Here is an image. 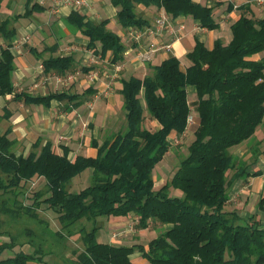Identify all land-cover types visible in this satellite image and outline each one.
I'll use <instances>...</instances> for the list:
<instances>
[{"label":"trees","instance_id":"16d2710c","mask_svg":"<svg viewBox=\"0 0 264 264\" xmlns=\"http://www.w3.org/2000/svg\"><path fill=\"white\" fill-rule=\"evenodd\" d=\"M0 0V5H1ZM250 1L240 4L239 17L230 25L231 39L224 43L217 38L211 46L195 38L193 47L183 59L170 54L158 64L149 65V72L140 77L131 75L121 80L122 119L119 128L110 131L99 143L90 140L93 154L70 155L63 145L57 151L50 140H36L33 149L16 152L8 130L0 133V232L10 220L34 219L46 229L48 221L41 219L42 205L57 214L60 227L54 234L66 240L79 234L81 248L72 249L69 264H137L131 254L139 252L149 264H264V223L257 213L247 216L238 209L228 208L231 185L247 180L251 172L248 163L231 152V148L250 139L264 118V16H256ZM118 7L116 20L123 29L143 28L148 18L139 5L160 9L171 19L191 16L198 26L218 27L211 4L197 0H111ZM35 4L22 16H29ZM229 1L227 9L232 10ZM216 13V14H215ZM20 15L0 19V98L25 104L49 106L52 100L63 102L65 110L77 108L95 93L91 87L82 92L67 90L48 94L17 91L11 75L15 68L12 40L17 32L14 22ZM109 19L86 18L79 10H71L65 26L72 33L86 38L85 46L99 57L110 51V62L123 59L126 45L121 36L107 26ZM58 44L40 51L29 48L41 59L44 72L65 75L76 64L73 54L53 52ZM49 52L47 56L43 54ZM95 67L94 62L82 66L83 72ZM196 98L191 105L188 87ZM11 110L0 105V121L11 116ZM193 123L187 124V117ZM149 117L157 127L149 129L144 121ZM193 126V140L169 180L154 186L153 169L170 149L176 136ZM173 138V140H172ZM263 153H253L254 162ZM89 169V182L80 189L69 183ZM42 179L44 188H25ZM31 185V186H33ZM171 190H175L174 193ZM27 201H24L26 200ZM260 209H264L261 205ZM136 216L137 226L147 228L150 222L158 234L145 244L130 245L102 242L98 239L99 217ZM89 224V225H87ZM35 229L26 226L23 233L31 244ZM49 230V229H48ZM8 231V230H7ZM0 241V264H61L45 262L47 253L39 242L32 252L12 251L18 242ZM64 264V263H63Z\"/></svg>","mask_w":264,"mask_h":264},{"label":"crops","instance_id":"0c3cea01","mask_svg":"<svg viewBox=\"0 0 264 264\" xmlns=\"http://www.w3.org/2000/svg\"><path fill=\"white\" fill-rule=\"evenodd\" d=\"M15 1L16 0L1 1L0 17L2 19L8 16L20 15V17L13 23L17 32L12 41V49L15 52V68L12 73V81L17 91L25 90L34 94H48L50 92L63 90L70 91L69 88L55 90L58 85V83L54 81L56 80L55 77H61L64 75H59L54 71L44 72L41 59H38L35 56H30V53L32 52L29 49L30 47L40 51L47 45L58 44L57 49L53 52L54 55H58L60 53L59 47H61L65 41H74L75 43L78 42L79 45L82 44V46H79V49L77 50L76 48L72 50H76L75 54H73L75 59L78 55H83L84 52V55L89 56V60L95 64L94 68L89 69L90 73H96V77L94 78L95 80H93L92 83H86L85 79H82L85 82L83 89H76L72 91L80 93L87 87H91L95 90V93L90 95L86 101L84 100L82 104L72 110H65L62 104L63 102L61 103L56 100H52L49 106H42L32 104L29 105L23 103L22 101H13L11 100V95L2 97L4 100L3 105H6L12 112L11 116L6 121L7 125L9 124L11 126L10 132L7 136L13 139L14 144L17 140L13 137L20 138L21 140H27L28 138L29 142H27V145L31 142L33 144L38 139L41 140V143L46 140H50L54 144L56 150L60 151L63 145L68 146L69 148H75V138L79 135V129L81 128L80 123H78V121L76 122L77 116L80 117L79 119L85 124V118L88 115L90 118L92 114L88 121V125L91 126L93 122L92 118L96 115V118L99 117L100 121L99 123L95 121L92 129L97 128V124H99V127H103V121L109 115L102 112L100 106L96 109L94 107L95 110L93 109L91 111L87 109V104L96 100L93 98V95L96 97V94L103 90V94L108 97L106 106L112 107L117 105L120 108L122 95L119 93V90L122 86L121 80L123 78H128L131 75H137L140 77L144 76L149 72V65L158 64L170 54L183 59L185 54L193 47L195 38L203 41L208 46H211L217 38L222 39L224 43L229 42L231 39L230 25L239 17L241 12V10L237 7L247 0H221L222 3L214 9V12L217 10L219 14L218 17L216 16V20L219 24L218 27L214 29L210 30L198 26L191 16L177 17L174 19L169 17L171 25L169 28L163 30L161 34L156 36H143L138 41L130 38V29H123L117 22L116 12L118 7L112 5L111 0H90L89 7L83 8L80 11L86 15V18L92 20L99 21L101 19L108 18V26L121 36L122 41L126 45L123 59L117 63L110 62V51L106 53L105 57L101 58L94 53L92 49L85 46L86 38L83 35L79 32H75L73 34L69 32L63 22L65 23V17L72 9L66 5L52 4L50 0H18L19 4L23 3L24 7V10L20 11L19 8L17 9V5L14 3ZM197 1L200 3L211 4L213 0ZM229 1L233 4L234 8L232 10L227 9V3ZM33 4H35L38 8H35L29 16H22L25 10ZM257 6L250 1L251 11L256 16H264V10H260L261 7L259 6L260 8H258ZM138 9L144 16H146V18H148L149 24L153 22V20L158 16L157 14L161 11V9L159 11V9L155 10L152 6L145 7L143 5H139ZM48 14L53 15V17H50V19L48 17V21L43 22L44 19L42 18ZM54 26H57L59 32L54 30ZM35 29L38 31H44L46 29L49 36L45 34V36H36V39H33L34 43L31 41L29 42V40L26 41V38L30 39V36L34 34ZM55 33L59 34L58 36L60 37L56 38ZM39 40H42L41 44H39ZM24 42H28V46L26 48H22ZM45 42L46 44H44ZM151 42L158 43V50L152 52L147 59H142L141 54L147 50L148 45ZM4 44L3 38L0 37V47ZM165 44H169L170 46H163ZM48 54L50 53L45 52L43 55L47 56ZM90 63L87 64L90 65ZM116 66L119 67L120 70H117ZM195 98L196 95L194 90L191 86H189L188 100L191 105L193 104ZM7 102L13 103L16 108L12 109L7 105ZM82 107H84L86 111H89L86 116L85 113H82L83 117L78 111H76V109ZM72 111L75 112V115H73ZM4 131L5 129L1 130L0 133H3ZM86 131L89 132V135H86ZM86 131L84 130V136H87L88 138L92 135V132L88 129ZM93 137L95 136L93 135ZM20 145L22 146V141L20 142ZM84 145H86V148H83L86 151L85 154H93L95 152V148H91V145L87 140L84 142ZM263 149L264 118L257 126L250 139L231 148V152L235 156L246 160L248 163L247 169L255 173L250 175L247 180L237 179L230 187L229 198L227 200L228 208L238 209L240 214L243 216L257 213L256 217L261 218L262 223H264V209H260L259 205L260 200L263 199L261 205L264 208V154L260 153L254 162L251 161L253 160V153H255L256 150L262 151ZM14 150L16 152H22L17 151L15 148ZM71 154L72 150L70 151V155ZM74 155L75 153L71 156ZM131 218L136 219V216L99 217L98 222L101 223L100 220L104 221L100 224L98 239L102 242L116 243L117 239L113 235L117 233V228L120 226L124 230L122 233L123 237H120L123 241L120 243L130 245L141 242L139 240L138 242L127 241L129 232L128 229H125V226L129 223ZM131 258L137 264H149L148 262L140 259V254L137 251H134L131 254Z\"/></svg>","mask_w":264,"mask_h":264},{"label":"rangeland","instance_id":"374dc122","mask_svg":"<svg viewBox=\"0 0 264 264\" xmlns=\"http://www.w3.org/2000/svg\"><path fill=\"white\" fill-rule=\"evenodd\" d=\"M254 3V5H258L255 1H252ZM17 5V9L19 8L20 11L24 10L23 7V3L19 4L18 0H16L14 2ZM12 7V4H11ZM258 8H260L259 6H257ZM260 10H264L261 9ZM26 17V16H24ZM48 17L50 19V17L52 18L53 15H46L44 16V21H48ZM1 19V17H0ZM26 21V20H24ZM109 22V21H108ZM62 24V23H61ZM63 24H65L63 22ZM108 26V23H107ZM63 27V26H62ZM109 27V26H108ZM122 27V26H121ZM54 30L58 31L57 26L53 27ZM110 28V27H109ZM111 29V28H110ZM34 34L30 36V39H27L26 37V41L29 40V42L31 41L33 42V39H36V36H40V35H47L49 36L48 31L45 29L44 31H38L37 29L34 30ZM120 31V30H119ZM71 34L72 31H69ZM115 32V31H114ZM41 33V34H39ZM117 33V32H116ZM18 34V33H17ZM45 34V35H44ZM59 34L55 33L56 38H59L60 36H58ZM16 36V34H15ZM41 36V37H43ZM62 36V35H61ZM38 37V38H41ZM14 39V38H13ZM65 40V39H64ZM13 41V40H12ZM42 40H39V44H41ZM62 42V41H61ZM37 44V43H36ZM46 44V42L44 43ZM84 45V44H83ZM28 46V42H24L22 45V48H26ZM79 45L78 42H74V41H65L63 43V45L61 47H59V54H75V51L77 49H79ZM74 48H76V50L72 51ZM31 57H34L35 55L31 52L30 53ZM77 56V55H75ZM91 56V55H90ZM91 58V57H90ZM91 62V63H90ZM87 63L92 64L93 62L89 60V56H85L84 52L83 55H78L76 58V64L75 66L66 74V76H61V77H55L56 83H58L57 87L55 88V90L58 89H68L72 92L76 89L81 90L83 89V85H84V80L85 79L86 83H92L93 80L90 79V71L89 72H83L81 67L82 65H88ZM83 72V73H82ZM42 73V72H40ZM12 78V75H11ZM54 79V78H53ZM13 80V79H12ZM95 80V79H94ZM103 90L99 91L96 94L95 101H91L89 104H87V109L89 111L93 110L94 107L95 109L100 106L102 109V112L106 113L107 115H109L108 117L105 118V120L103 121V127H99V124H97V128L92 129L93 125L95 124V121L97 123H99L100 118L97 117L96 115L93 116V122L92 125H88V121L89 119V115L85 118V124L82 122V120H80L77 116V120L78 123H80V129H79V135H77V137L75 138L76 142H75V148L72 147V154L74 153H85L86 151L83 148H86V145H84V142H86V140L90 143L91 138L93 137V135L95 136V138L97 139V141L100 143L103 138L111 131L117 130L119 128V125L121 123V120H119L120 118L122 119V111L120 110V108L117 105H114L112 107H108L107 102H108V97L105 96L103 94ZM4 104V100L2 99V97L0 98V105ZM7 105L10 106L12 109L16 108V106L13 103L7 102ZM30 105V104H29ZM32 105H36V104H32ZM43 106V105H42ZM62 108V107H60ZM94 109V110H95ZM76 111H78L80 113V115L83 117L82 113L86 114L89 111H86L84 107L82 108H78L76 109ZM73 115H75L74 111H72ZM81 117V118H82ZM7 119H2L1 121V126H0V131L1 130H8V134L10 132L11 126L8 124L7 125ZM90 124V123H89ZM144 124L147 128L149 129H154L157 127V123L150 119L149 117H147L144 121ZM91 130L90 132H92V135L90 137L87 138V136H84V130L86 131L87 129ZM193 126H189L187 127L185 133L183 135H179L176 136V141L173 142L172 146L170 147V149L165 153L164 157L155 165L154 169H153V178H154V186L155 188H158L161 184H163L165 181L169 180L170 177L173 175L174 171L176 170V168L178 167L179 161L182 158V156L184 155V153H186L187 151V146L188 144L193 140L194 138V134H193ZM86 135H89V132L86 131ZM17 140V142H15L14 147L17 151H22L23 153H27L30 150L33 149L32 147V142L33 140H31L30 144L27 145V142H29L28 138L27 140H21L20 138H16L13 137ZM14 139V140H15ZM173 140V138H172ZM22 141V146L20 145V142ZM63 145V144H62ZM93 148V147H91ZM89 169L84 170L83 172H81L80 174H78L76 177H74L72 179V181L69 183V187H71L72 189H80L84 186H86L89 182ZM34 183H32L31 185H33ZM43 180L42 179H35V185L33 186H29V183L26 184L25 188H31V191H40L44 188L43 185ZM172 193L175 192V190H171ZM24 201H27L24 200ZM39 212V216L42 219H45L48 221V227L46 229L41 228V224L42 223H38L36 220L34 219H29V218H18L15 220H10L8 224H6L4 226V228H6V232H0V241H9L11 240V238L7 235L9 234L10 236H14L15 239H18V242H21V240L26 239V243L22 244V245H16L12 251H9L8 253L6 252V254H13V252H15L16 250H20L23 249L27 252H32L34 250V248L37 247V245L39 244V242H42V245H44L45 249H48L49 247H51L53 249L52 253H47L46 256L44 257L45 262L48 263H61V264H69L70 259H73L74 256L71 253L72 249H78L81 248L83 243L81 241V238L79 236V234H74L71 235L70 237H68L66 240L64 239H59L57 237L56 234H54V232H56L58 230V228L60 227V224L57 220V214L55 212H53L52 210L45 208L44 205H42V209L41 211L38 210ZM0 219L7 221L8 219H10V217L2 212H0ZM101 223L104 220H100ZM99 224H101L100 222H98ZM89 225V224H87ZM156 224H154L153 222L149 223V226L147 228H139L137 226V220L131 218L129 223H127V225L125 226V229H128V237H127V241L129 242H138L141 241V243H146L148 240H150L153 236H155L156 234H158V229H154ZM26 226H30L33 229H35V235L33 236L32 242L31 244L29 242H27V237L24 233L23 230ZM49 229V230H48ZM117 233L113 236L116 237L117 242L116 243H120L123 237L122 233H123V228H121L120 226L117 228ZM127 232V233H128ZM131 235V236H130ZM126 238V237H124ZM133 258V257H132ZM140 259L142 261H146L145 259H143L140 256ZM147 262V261H146ZM27 264H38L36 262H28ZM39 264H43V263H39Z\"/></svg>","mask_w":264,"mask_h":264},{"label":"built area","instance_id":"2783aa9c","mask_svg":"<svg viewBox=\"0 0 264 264\" xmlns=\"http://www.w3.org/2000/svg\"><path fill=\"white\" fill-rule=\"evenodd\" d=\"M52 4L57 5H66L72 10H82L83 8L89 7L90 0H50ZM258 6L264 9V0H254ZM158 16L148 25H145L143 28H130V38L132 40L138 41L141 37L150 35V36H156L162 33L163 30L169 28L170 20L169 17L165 14L163 10L157 14ZM163 46H170L169 44H165ZM159 48V45L157 42H151L148 45V48L145 52L141 54L142 59H147L148 56L152 53L157 51ZM117 70H120L119 67L116 66ZM96 77V73L93 72L90 75V79L94 80ZM193 123V117L191 115H188L187 117V124L190 125Z\"/></svg>","mask_w":264,"mask_h":264}]
</instances>
